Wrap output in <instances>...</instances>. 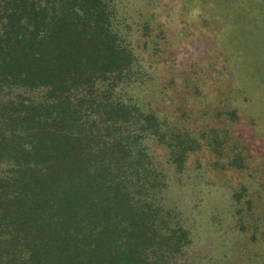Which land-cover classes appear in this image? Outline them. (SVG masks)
Masks as SVG:
<instances>
[{
    "label": "trees",
    "instance_id": "16d2710c",
    "mask_svg": "<svg viewBox=\"0 0 264 264\" xmlns=\"http://www.w3.org/2000/svg\"><path fill=\"white\" fill-rule=\"evenodd\" d=\"M120 26L113 0H0V264H184L165 170L207 136L149 100Z\"/></svg>",
    "mask_w": 264,
    "mask_h": 264
},
{
    "label": "rangeland",
    "instance_id": "374dc122",
    "mask_svg": "<svg viewBox=\"0 0 264 264\" xmlns=\"http://www.w3.org/2000/svg\"><path fill=\"white\" fill-rule=\"evenodd\" d=\"M113 3L143 52L149 100L182 132L207 136L165 170L171 220L191 240L177 260L264 264V0Z\"/></svg>",
    "mask_w": 264,
    "mask_h": 264
}]
</instances>
